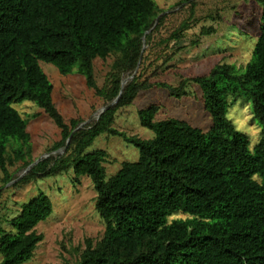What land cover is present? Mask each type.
Segmentation results:
<instances>
[{"label": "trees", "instance_id": "trees-1", "mask_svg": "<svg viewBox=\"0 0 264 264\" xmlns=\"http://www.w3.org/2000/svg\"><path fill=\"white\" fill-rule=\"evenodd\" d=\"M256 2L262 8L261 27L251 61L245 67L218 64L207 75L173 86L145 78L148 50L182 41L190 25L183 22L157 41L165 17L155 0H0L3 181L14 180L9 165L22 160L28 168L35 162L30 120L14 106L30 100L54 121L61 139L50 149L58 154L33 165L23 181L70 168L76 183L89 176L97 192L96 210L106 223L103 237L87 239L73 264H264V0ZM212 31L203 28L201 35ZM110 57L101 87L94 62ZM42 62L64 76L82 75L105 106L118 98L117 103L79 128L83 120L67 121L56 106L54 84ZM126 75L132 79L123 86ZM191 82L202 90L213 122L209 131L177 118L156 120L160 104L138 113L153 138L114 127L118 110L132 105L143 90L165 88L182 98ZM240 97L252 103L254 118L262 124V138L253 149L227 117L231 98ZM102 134L119 136L139 150L138 160L124 162L110 179L104 166L107 152H88ZM13 142L19 146L14 158L9 153ZM21 209L10 221L13 232L0 229V264H25L33 258L44 239L37 226L52 215L53 203L39 194ZM177 213L188 217L170 221Z\"/></svg>", "mask_w": 264, "mask_h": 264}, {"label": "rangeland", "instance_id": "rangeland-1", "mask_svg": "<svg viewBox=\"0 0 264 264\" xmlns=\"http://www.w3.org/2000/svg\"><path fill=\"white\" fill-rule=\"evenodd\" d=\"M164 11L157 41L167 38L183 22L190 28L180 42L171 41L169 45L145 47L149 59L145 65L144 76L152 82H166L177 86L185 78L203 76L211 73L218 64H235L245 67L253 57L255 44L260 35L262 8L256 0H155ZM212 28L208 35H201L202 29ZM199 39L197 45L192 42ZM158 43V42H157ZM113 57L106 60L97 58L94 62L99 86L105 83ZM42 68L54 84L53 98L56 106L67 121L83 120L84 125L94 123L103 100L88 88L85 78L78 73L64 76L52 65L42 62ZM141 69L136 74H140ZM126 75L124 80L130 81ZM188 94L182 98L170 95L165 88L154 87L143 90L134 103L120 108L114 127L129 135L150 139L155 133L140 123L139 111L152 104H160L161 110L156 120L177 118L187 121L194 127L207 132L213 122L205 111L203 93L200 86L191 82ZM26 119L30 120L28 132L31 135L32 159L41 160L56 156L50 152L52 146L60 141V130L54 121L30 100L14 105ZM40 114L33 118V115ZM235 127L244 132L250 141V148L262 138V124L254 118L253 105L246 98H231L227 115ZM19 148L12 143L9 153L12 158ZM105 150L108 156L104 163L107 179L115 175L126 161L138 160L139 150L119 136L100 135L89 147L88 152ZM64 149L60 151L63 153ZM9 173L14 180L9 184L3 181L5 175L0 170V229L13 232L10 221L21 213L22 205L39 194L47 195L53 203V213L37 226L44 239L39 243L33 258L25 264H73L79 252L86 247V240L101 239L106 231V223L96 210L97 192L89 176H82L81 182H74L73 169L51 177L35 181H23L28 173L23 161L9 165ZM188 215L177 213L169 218L186 219ZM2 255L0 254V261Z\"/></svg>", "mask_w": 264, "mask_h": 264}, {"label": "water", "instance_id": "water-1", "mask_svg": "<svg viewBox=\"0 0 264 264\" xmlns=\"http://www.w3.org/2000/svg\"><path fill=\"white\" fill-rule=\"evenodd\" d=\"M158 20H159V18L157 19L156 24H157ZM156 24H155V25H156ZM126 83H127V80H124V82H123V86H124ZM117 101H118V98H117L114 102L109 103V104H107L106 106H104V107L101 109V111L99 112V115H98V118H97V119L100 118V116L102 115V113H104L107 109L111 108L115 103H117ZM83 126H84V124H81V126H80L79 128H81V127H83ZM66 149H67V147L64 148V151H65ZM39 161H40V160H36L31 166H29V167L27 168V171H29V170L31 169V167H32L33 165H35L36 163H38Z\"/></svg>", "mask_w": 264, "mask_h": 264}]
</instances>
